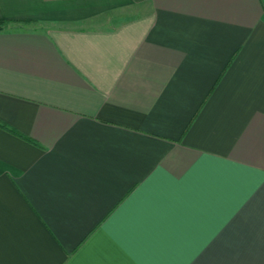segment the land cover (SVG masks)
Listing matches in <instances>:
<instances>
[{
    "label": "crops",
    "instance_id": "obj_1",
    "mask_svg": "<svg viewBox=\"0 0 264 264\" xmlns=\"http://www.w3.org/2000/svg\"><path fill=\"white\" fill-rule=\"evenodd\" d=\"M0 20V264H264V0Z\"/></svg>",
    "mask_w": 264,
    "mask_h": 264
},
{
    "label": "trees",
    "instance_id": "obj_2",
    "mask_svg": "<svg viewBox=\"0 0 264 264\" xmlns=\"http://www.w3.org/2000/svg\"><path fill=\"white\" fill-rule=\"evenodd\" d=\"M8 22L5 20H0V29L4 28V26L7 24Z\"/></svg>",
    "mask_w": 264,
    "mask_h": 264
},
{
    "label": "rangeland",
    "instance_id": "obj_3",
    "mask_svg": "<svg viewBox=\"0 0 264 264\" xmlns=\"http://www.w3.org/2000/svg\"><path fill=\"white\" fill-rule=\"evenodd\" d=\"M7 24H8V23H7ZM7 24H6V25H7ZM6 25H5V26H6ZM5 26H4V27H5Z\"/></svg>",
    "mask_w": 264,
    "mask_h": 264
}]
</instances>
